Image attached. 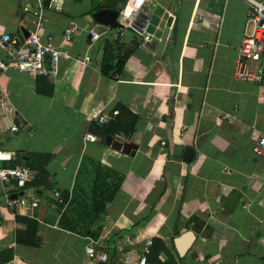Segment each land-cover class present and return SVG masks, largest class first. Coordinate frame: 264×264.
Masks as SVG:
<instances>
[{"label": "crops", "instance_id": "1", "mask_svg": "<svg viewBox=\"0 0 264 264\" xmlns=\"http://www.w3.org/2000/svg\"><path fill=\"white\" fill-rule=\"evenodd\" d=\"M93 1L91 8L72 10L62 0L57 10L45 11L44 38L54 37L73 57L62 62L58 78L0 70V168L49 157L50 183L25 191L38 207L12 210L8 198L22 191H8L0 180V259L91 264L87 237L60 227L62 210L53 204L55 190L72 197L88 157L126 176L96 240L110 264H138L149 239L162 240L177 264H264V157L253 151L264 133V88L234 77L238 48L253 28L247 0H150L147 6L160 4L169 13L167 39L156 51L133 29L123 35L113 29L90 50L86 30L63 45L62 32L72 22L83 29L97 23ZM36 7V0H0V39L8 32L22 40ZM116 37L126 48L139 46L123 73L108 79L101 72L104 46ZM88 53V65L75 60ZM118 103L138 116L130 138L113 136L135 143L134 156L108 146L95 119ZM187 147L194 149L192 162L183 159ZM187 231L196 239L181 256L175 239ZM159 259L166 263L169 256Z\"/></svg>", "mask_w": 264, "mask_h": 264}, {"label": "built area", "instance_id": "2", "mask_svg": "<svg viewBox=\"0 0 264 264\" xmlns=\"http://www.w3.org/2000/svg\"><path fill=\"white\" fill-rule=\"evenodd\" d=\"M37 7L34 8L36 20L32 28L28 29L29 35L22 40L11 35L8 32L2 34L0 39V49L5 55L4 59L0 60V70L6 71L11 67L18 68L23 71H33L39 75L50 79L58 78L61 71V64L65 60L73 59L70 50L62 45H57L54 37L45 39L43 29L47 21L45 11L47 9L57 10L62 0H50L49 6L44 4V0H36ZM150 0H129L127 4L119 9L120 18L124 17L126 21H121L123 24L121 35L124 29H133L138 34L144 37L145 41H150L153 37L149 33L141 32L133 26L135 16L144 11ZM249 21L253 23L252 32L246 34L238 48V57L234 67L235 79L242 82H249L264 88V2L262 0H247ZM25 11L31 9L30 6L24 7ZM87 31L90 35V50L93 44L101 39L105 34L110 33L113 29L110 26L100 25L98 23L88 26L83 29L76 22H72L62 32L61 39L65 44L72 43L82 31ZM78 63L88 65L91 62V56L88 53L84 58H76ZM116 75L115 78H118ZM96 121L101 124H106L110 121L108 113H101L95 117ZM10 129L18 131L17 125H11ZM86 139L97 140V136L93 133H87ZM165 144V143H163ZM256 155L264 157V133L257 139L253 147ZM36 172L28 166L17 168H0V180L7 184L8 191L22 189L28 181H30ZM27 190V189H26ZM26 190H23L24 192ZM31 197L19 196L16 199L8 198V207L12 210L27 208L32 206L38 207L37 200L31 201ZM54 198L60 204H67L60 191H54ZM153 242L147 240L143 247V255L140 257L138 264H155L148 260V255L151 252ZM86 254L91 264H109L110 259L105 251L97 249V241L92 238H87ZM0 264H14L12 262H2Z\"/></svg>", "mask_w": 264, "mask_h": 264}, {"label": "trees", "instance_id": "3", "mask_svg": "<svg viewBox=\"0 0 264 264\" xmlns=\"http://www.w3.org/2000/svg\"><path fill=\"white\" fill-rule=\"evenodd\" d=\"M109 2L111 8L119 10L126 5L128 0H109ZM100 7L101 2L94 0L90 14L92 15ZM176 31L177 27L174 29L172 44L176 40ZM138 46L139 42H135L126 48L123 46L120 37L108 38L105 42L101 66L103 76L108 79H113L116 75L122 74L128 59ZM109 115L110 121L99 126L103 140L105 141L108 135L130 138L135 131L138 116L120 103L111 110ZM48 159L49 157L41 164H38L36 161L35 163L33 161L29 162L28 166L36 172V175L18 191H23L30 187L40 190L43 186L50 187L48 173L45 169ZM125 178L124 173L104 165L97 160L85 157L77 175L76 183L78 187L76 186L72 197H70L68 192L62 194L65 202L68 201V203L66 205L60 204L54 200L53 204L59 210H62L59 221L60 227L87 238L97 240L101 234L102 227L100 223L107 205L115 199ZM80 187L85 189L83 196L77 190ZM161 253H166L169 256V260L166 263L161 262L159 259V254ZM148 260L155 264H177L173 254L170 253L167 246L160 239L153 241Z\"/></svg>", "mask_w": 264, "mask_h": 264}, {"label": "water", "instance_id": "4", "mask_svg": "<svg viewBox=\"0 0 264 264\" xmlns=\"http://www.w3.org/2000/svg\"><path fill=\"white\" fill-rule=\"evenodd\" d=\"M44 4L49 6L50 0H44ZM93 19L101 25L110 26L112 29H119L123 27L120 21V13L118 9L111 8L110 2L105 1L101 3L99 10L92 14ZM169 19V13L160 4L153 6H147L144 11L139 12L134 20L133 26L139 29L141 32L149 33L153 36L151 41L147 42V47L156 51V45L160 44V48L165 44L170 28L167 26ZM25 36L29 35V32L23 29ZM106 143L108 146L121 151L125 154H130L134 156L138 150V146L133 142L121 141L114 139L113 136L108 135L106 138ZM194 158V149L192 147H187L183 159L186 162H192ZM24 191L20 193H15L11 195V199H16L19 196H23ZM196 236L193 231H187L181 236L175 239V245L178 253L181 256H185L189 249L193 246ZM99 250V248L97 247Z\"/></svg>", "mask_w": 264, "mask_h": 264}, {"label": "rangeland", "instance_id": "5", "mask_svg": "<svg viewBox=\"0 0 264 264\" xmlns=\"http://www.w3.org/2000/svg\"><path fill=\"white\" fill-rule=\"evenodd\" d=\"M68 9H76V8H91V4L88 3V0H85V1H82V2H79V1H76V0H67V5ZM121 21H126V19L124 17H121L120 18ZM126 30V32H131L130 29H124Z\"/></svg>", "mask_w": 264, "mask_h": 264}]
</instances>
